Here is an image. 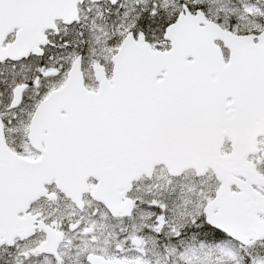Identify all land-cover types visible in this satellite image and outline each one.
I'll return each mask as SVG.
<instances>
[{
    "label": "snow or ice",
    "instance_id": "obj_1",
    "mask_svg": "<svg viewBox=\"0 0 264 264\" xmlns=\"http://www.w3.org/2000/svg\"><path fill=\"white\" fill-rule=\"evenodd\" d=\"M0 264H264V0H0Z\"/></svg>",
    "mask_w": 264,
    "mask_h": 264
}]
</instances>
